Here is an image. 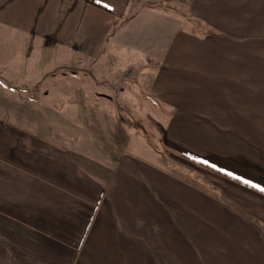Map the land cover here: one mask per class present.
<instances>
[{
  "label": "crops",
  "instance_id": "crops-1",
  "mask_svg": "<svg viewBox=\"0 0 264 264\" xmlns=\"http://www.w3.org/2000/svg\"><path fill=\"white\" fill-rule=\"evenodd\" d=\"M189 157L264 189V0H0V264H264V193Z\"/></svg>",
  "mask_w": 264,
  "mask_h": 264
},
{
  "label": "rangeland",
  "instance_id": "rangeland-1",
  "mask_svg": "<svg viewBox=\"0 0 264 264\" xmlns=\"http://www.w3.org/2000/svg\"><path fill=\"white\" fill-rule=\"evenodd\" d=\"M197 27L200 28L199 26H197ZM137 73L138 72L132 73V72L128 71V72H126V75L131 74L133 76V74H136V76L134 78L136 80H139L138 79L139 73L138 74ZM131 75L129 76V78L131 77ZM35 90H37V89H32V88L22 89L20 91L21 94L19 95V98L21 99V97H26L28 92L32 93ZM37 94L40 95V93H37ZM141 94L149 96L146 92H141ZM22 101H25V100H22ZM19 104L22 105L21 102ZM22 106H24L25 108L31 107V109L32 108H38V109L40 108L39 111H44L42 109V107H44V106H46V109L48 108V105H43L40 103H36L34 101H28V100H26L25 104H23ZM154 106L157 107L158 114L153 113L151 111H145L144 114H141L140 119L135 116L137 118L136 119L132 115L130 120L126 121V122H128V124H130V127L132 128V132L139 133L140 137L141 138L144 137L151 145H153L157 148H162L164 150V153H166L167 158L169 160L172 159L173 161H178L179 163L183 164V162H182L183 158L182 157L184 155L179 153L177 150L171 151L169 146L168 147L166 146L167 143L164 141V139H165V137L163 136V133H164L163 130L165 129L164 124L169 123V118H170V116H172V111L170 110V106L169 105H163L160 103H158ZM36 113H38V112H36ZM50 116L51 115L41 113V117H45L46 120H50V118H49ZM165 146H166V148H165ZM170 154H172V155H170ZM186 158L188 159V157H186ZM194 164H195L196 175H199L198 173H203L202 166H204V165L199 164L198 162H194ZM199 167H201V168H199ZM205 167H207V166H205ZM209 170L212 173L220 175V174L216 173L214 170H212L211 168H209ZM220 176H223V175H220ZM223 177H227V176H223Z\"/></svg>",
  "mask_w": 264,
  "mask_h": 264
},
{
  "label": "trees",
  "instance_id": "trees-1",
  "mask_svg": "<svg viewBox=\"0 0 264 264\" xmlns=\"http://www.w3.org/2000/svg\"><path fill=\"white\" fill-rule=\"evenodd\" d=\"M189 159L193 160L194 162H198V163L202 164L200 161H198L196 159H193L191 157H189ZM204 165L209 167V168H211L212 170H214L216 173H218L220 175L227 176L228 178L232 179L233 181H236V182H238V183H240L242 185H245V186H247V187H249L251 189H254V190L258 191V192L264 193V189H261V188L255 186V185H253V184H250V183L246 182L245 180H243V179H241V178H239L237 176H234V175L229 174V173H227L225 171H222L221 169H216V168L211 167V166H209L207 164H204Z\"/></svg>",
  "mask_w": 264,
  "mask_h": 264
}]
</instances>
